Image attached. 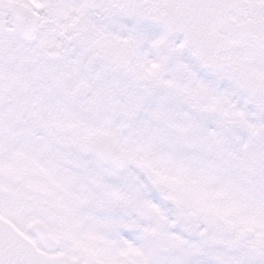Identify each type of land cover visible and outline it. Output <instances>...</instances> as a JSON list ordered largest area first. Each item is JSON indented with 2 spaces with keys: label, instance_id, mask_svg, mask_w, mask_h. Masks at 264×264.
Wrapping results in <instances>:
<instances>
[{
  "label": "snow or ice",
  "instance_id": "snow-or-ice-1",
  "mask_svg": "<svg viewBox=\"0 0 264 264\" xmlns=\"http://www.w3.org/2000/svg\"><path fill=\"white\" fill-rule=\"evenodd\" d=\"M0 264H264V0H0Z\"/></svg>",
  "mask_w": 264,
  "mask_h": 264
}]
</instances>
